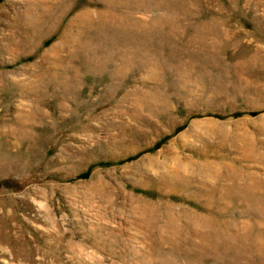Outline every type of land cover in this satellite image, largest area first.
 Segmentation results:
<instances>
[{"label":"rangeland","instance_id":"1","mask_svg":"<svg viewBox=\"0 0 264 264\" xmlns=\"http://www.w3.org/2000/svg\"><path fill=\"white\" fill-rule=\"evenodd\" d=\"M0 264H264V0H0Z\"/></svg>","mask_w":264,"mask_h":264},{"label":"bare ground","instance_id":"2","mask_svg":"<svg viewBox=\"0 0 264 264\" xmlns=\"http://www.w3.org/2000/svg\"><path fill=\"white\" fill-rule=\"evenodd\" d=\"M181 158V157H180ZM175 159V158H174ZM201 161V160H200ZM178 162V161H176ZM196 162V161H195ZM198 162V161H197ZM193 163V162H192ZM151 164V163H150ZM213 164H210V163H206V162H198V164H196V166L192 165V170L196 173H199L201 174L202 176L204 177H214V176H220V172L218 170V168H215L214 165L212 166ZM194 166V168H193ZM167 169V168H166ZM170 169V168H169ZM168 169V170H169ZM231 169V168H230ZM181 172L184 171L185 169L182 168L181 164H179V166L176 168V171L178 172ZM242 172V171H241ZM225 173V172H224ZM234 173V172H233ZM196 175V174H195ZM211 180V179H210ZM208 181V180H207ZM249 227V226H248ZM252 230V229H251ZM250 230V231H251ZM251 233V232H250ZM238 238H241L238 234V236H234V240H238Z\"/></svg>","mask_w":264,"mask_h":264}]
</instances>
